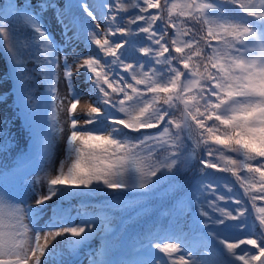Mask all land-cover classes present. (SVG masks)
<instances>
[{
	"label": "snow or ice",
	"instance_id": "6c2138e0",
	"mask_svg": "<svg viewBox=\"0 0 264 264\" xmlns=\"http://www.w3.org/2000/svg\"><path fill=\"white\" fill-rule=\"evenodd\" d=\"M0 58V264H264V0H7Z\"/></svg>",
	"mask_w": 264,
	"mask_h": 264
},
{
	"label": "rangeland",
	"instance_id": "374dc122",
	"mask_svg": "<svg viewBox=\"0 0 264 264\" xmlns=\"http://www.w3.org/2000/svg\"><path fill=\"white\" fill-rule=\"evenodd\" d=\"M46 21L49 24V27L55 29L56 26L52 23V19L48 18L47 16L45 17ZM1 62V60H0ZM64 92V88H63V83H61V93L63 94ZM64 114H61V119L63 120ZM13 120L15 121L14 124L12 125V131H13V135L17 137V139H19L21 141V144H23V141L26 139V135H25V129L23 126V120L22 118L20 120H17L16 117H13ZM65 127H67L65 125ZM62 147V146H61ZM84 264H87L86 259L84 260Z\"/></svg>",
	"mask_w": 264,
	"mask_h": 264
},
{
	"label": "trees",
	"instance_id": "16d2710c",
	"mask_svg": "<svg viewBox=\"0 0 264 264\" xmlns=\"http://www.w3.org/2000/svg\"><path fill=\"white\" fill-rule=\"evenodd\" d=\"M0 3H6V0H0ZM1 62H2V58H0ZM31 67V65H30Z\"/></svg>",
	"mask_w": 264,
	"mask_h": 264
}]
</instances>
